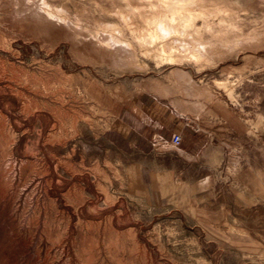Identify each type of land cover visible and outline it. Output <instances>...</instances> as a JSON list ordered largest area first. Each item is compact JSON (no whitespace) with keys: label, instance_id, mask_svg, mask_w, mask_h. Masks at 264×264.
I'll use <instances>...</instances> for the list:
<instances>
[{"label":"rangeland","instance_id":"1","mask_svg":"<svg viewBox=\"0 0 264 264\" xmlns=\"http://www.w3.org/2000/svg\"><path fill=\"white\" fill-rule=\"evenodd\" d=\"M163 1L0 0V264H264V0H194L177 64ZM156 101L209 149L122 142Z\"/></svg>","mask_w":264,"mask_h":264},{"label":"crops","instance_id":"2","mask_svg":"<svg viewBox=\"0 0 264 264\" xmlns=\"http://www.w3.org/2000/svg\"><path fill=\"white\" fill-rule=\"evenodd\" d=\"M150 107L151 108H145L144 106L137 105L134 108H126L128 110L126 114L129 115L128 117H130V120L127 119V123L124 121H120L117 127L119 129H124L127 132V137L128 132H130V135L128 139L127 137L125 139L121 138L122 142L131 144L130 142L133 143L136 140V143L133 146L139 147L140 145V149H144L145 147H147L146 145H144V143L153 146L155 145L154 143H156L158 140H168V142L174 145L173 139L175 136H178L180 138V141L177 145L174 146L176 148H181L183 145H185L184 141H187L188 139L193 140L195 137H197L200 138V143L193 144V151L201 152L209 149V142L207 137L209 136V132L207 129H205L208 127V125L206 124L205 127L201 125L203 124V122H201L200 124L198 119L194 117V114L177 115V111L173 107V111L170 112L168 116L164 114L157 115V112H167L166 109L169 108V106H166L160 101L152 103ZM167 118L169 119L168 121H166ZM171 118L172 120L170 121ZM182 118L186 122H180L178 128L176 127V125L173 126L174 129H170L169 127H167L170 124H177L178 120ZM197 129H199L198 132L196 131ZM151 130H153V132ZM148 136L150 137L148 138Z\"/></svg>","mask_w":264,"mask_h":264},{"label":"bare ground","instance_id":"3","mask_svg":"<svg viewBox=\"0 0 264 264\" xmlns=\"http://www.w3.org/2000/svg\"><path fill=\"white\" fill-rule=\"evenodd\" d=\"M193 1L188 0L187 3H184L164 0L163 2L168 7V14L164 18L162 16L155 17L153 26L151 28L147 26L148 37L144 38L145 42L150 45L158 41L162 42L157 56L159 60L168 64H177L180 61L178 55L180 51L191 62L199 63L205 58L202 50L204 47H208V44L200 42L193 35L186 36L187 31L195 27L196 17L205 16L204 12L195 13L191 6ZM172 36L178 37L171 39ZM168 40L171 43H168Z\"/></svg>","mask_w":264,"mask_h":264},{"label":"built area","instance_id":"4","mask_svg":"<svg viewBox=\"0 0 264 264\" xmlns=\"http://www.w3.org/2000/svg\"><path fill=\"white\" fill-rule=\"evenodd\" d=\"M180 141V138L178 136H175L174 139H173V143L174 145H177Z\"/></svg>","mask_w":264,"mask_h":264}]
</instances>
